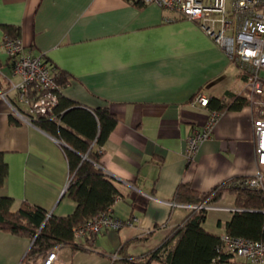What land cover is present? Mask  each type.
Masks as SVG:
<instances>
[{"label": "crops", "instance_id": "crops-1", "mask_svg": "<svg viewBox=\"0 0 264 264\" xmlns=\"http://www.w3.org/2000/svg\"><path fill=\"white\" fill-rule=\"evenodd\" d=\"M3 25L19 30L24 53L42 56L65 73L63 95L88 108L107 105L117 117L102 145L100 166L119 191L113 214L137 220L86 238L82 244L88 250L54 246L53 264L141 257L189 211L171 204L183 203L174 199L180 183L203 193L255 171L252 123L264 108L246 104L217 112L193 101L197 93L208 99L228 92L250 97L241 69L196 22L155 3L129 0H0V91L8 97L0 95V153L7 165L0 196L12 197V211L28 202L65 216L77 203L65 193L70 176L62 142L14 113L11 83L18 76L11 75L2 47ZM214 112L211 137L188 159V135ZM227 196L228 204H214L232 207L233 194L226 192L221 200ZM209 211L215 213L208 224ZM231 215L208 210L203 225L221 235ZM31 241L0 230V264H21Z\"/></svg>", "mask_w": 264, "mask_h": 264}, {"label": "trees", "instance_id": "trees-1", "mask_svg": "<svg viewBox=\"0 0 264 264\" xmlns=\"http://www.w3.org/2000/svg\"><path fill=\"white\" fill-rule=\"evenodd\" d=\"M143 5L140 3H136ZM3 40L17 38L19 30L3 25ZM10 63V58H7ZM11 64V63H10ZM58 103L51 116L31 118L40 128L59 139L69 165L70 180L65 188L68 197L76 201L75 210L65 216H56L34 204L23 202L15 211L11 210L12 197L0 196V230L31 238V245L21 264H37L54 246H68L72 250H88L73 238L75 229L82 226L99 211L112 206L119 195L112 178L100 166L102 145L114 128L117 117L107 105L88 108L66 97L60 88L68 82L61 70L55 77ZM262 95L250 98L247 95L228 92L224 97H210L207 106L220 112L239 109L250 104L262 109L257 103ZM259 116H264L261 114ZM12 123L18 121L10 116ZM83 155L86 157L83 158ZM7 173V165L0 153V187ZM243 177L213 186L200 193L189 183H180L174 194L178 202L198 204L221 200L224 193L234 195V207L230 219L225 223V232L253 240H264V190H252L239 184ZM204 208L189 209L180 223L176 224L153 248L141 257L123 256L114 258L113 264H208L229 262L236 256L219 248L220 234L204 227L207 216ZM92 238L91 237H88ZM216 259V260H215Z\"/></svg>", "mask_w": 264, "mask_h": 264}, {"label": "built area", "instance_id": "built-area-1", "mask_svg": "<svg viewBox=\"0 0 264 264\" xmlns=\"http://www.w3.org/2000/svg\"><path fill=\"white\" fill-rule=\"evenodd\" d=\"M129 1L140 4L155 3L196 22L241 69L250 97L264 96V78L261 76V71L264 70V0ZM2 47L10 58L11 75L18 76V80L11 83V88L16 90L17 99V103L13 104L14 113L28 123H32L31 118L51 116L58 103L55 77L59 68L47 62L42 56L24 53L18 37L4 39ZM0 95L8 98L6 92L0 91ZM193 101L207 105L208 98L197 93ZM257 103L264 105V99H258ZM216 117L217 113H212L205 125L193 129L188 135L185 146V155L188 159L193 158L199 145L211 137ZM252 132L256 169L251 175L241 178L239 184L252 190H264V116L254 117ZM69 180L70 177L68 182ZM119 198L120 195L115 196V200ZM171 204L188 209L239 210L234 206H218L206 201L198 204L176 202ZM260 211L264 212V208ZM136 220L135 216L126 221L117 218L113 214L112 206H109L75 229L73 238L76 243H83V240L97 235L105 228L118 229L126 223L131 225ZM220 240L219 248L233 253L239 260L236 264H264V240H253L227 232L220 235ZM56 258V250L52 249L42 264H53Z\"/></svg>", "mask_w": 264, "mask_h": 264}, {"label": "rangeland", "instance_id": "rangeland-1", "mask_svg": "<svg viewBox=\"0 0 264 264\" xmlns=\"http://www.w3.org/2000/svg\"><path fill=\"white\" fill-rule=\"evenodd\" d=\"M230 201H231V196H227L226 199L220 200L219 202H217V204L224 205V204H228ZM212 204H214V203H212ZM217 204H214V205H217ZM214 213H215L214 211H209L208 224L211 223Z\"/></svg>", "mask_w": 264, "mask_h": 264}, {"label": "water", "instance_id": "water-1", "mask_svg": "<svg viewBox=\"0 0 264 264\" xmlns=\"http://www.w3.org/2000/svg\"><path fill=\"white\" fill-rule=\"evenodd\" d=\"M86 156L85 155H83V158H85Z\"/></svg>", "mask_w": 264, "mask_h": 264}]
</instances>
